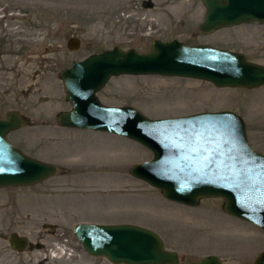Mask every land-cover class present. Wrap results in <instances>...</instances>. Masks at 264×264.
<instances>
[{"label": "rangeland", "instance_id": "obj_1", "mask_svg": "<svg viewBox=\"0 0 264 264\" xmlns=\"http://www.w3.org/2000/svg\"><path fill=\"white\" fill-rule=\"evenodd\" d=\"M200 0H0V120L17 112L29 126L6 134L25 156L57 168L33 186L0 188V264H110L88 255L72 233L77 223L134 224L155 232L179 264L216 256L223 264H254L264 231L223 211L221 199L195 207L165 200L133 178L130 168L151 158L138 143L108 133L59 127L71 109L63 69L118 46L150 51L154 40H178L240 53L264 66V24L198 31ZM70 38L80 40L69 51ZM109 107H131L149 119L201 112L239 115L250 148L264 155V87L217 88L185 78L112 77L96 94ZM28 239L23 251L9 237Z\"/></svg>", "mask_w": 264, "mask_h": 264}, {"label": "water", "instance_id": "obj_2", "mask_svg": "<svg viewBox=\"0 0 264 264\" xmlns=\"http://www.w3.org/2000/svg\"><path fill=\"white\" fill-rule=\"evenodd\" d=\"M205 8L198 31L203 35L241 24H264V0H200ZM80 40L70 38L69 51ZM160 76L204 81L217 88L246 90L264 87V66L244 55L207 45L187 46L177 40H154L150 51H124L118 46L63 69L60 79L71 109L57 115L62 128L109 133L132 140L152 155L131 167L129 174L159 191L164 199L195 207L202 199H221L223 211L264 231V155L247 141L242 118L231 111L149 119L131 107H109L96 94L112 77ZM17 112L0 120V188L39 184L57 168L31 159L5 139L29 125ZM72 233L91 257L110 264H179L175 251L160 237L136 225L78 223ZM13 250L27 249L25 237L12 234ZM191 264H223L210 255ZM254 264H264V251Z\"/></svg>", "mask_w": 264, "mask_h": 264}]
</instances>
